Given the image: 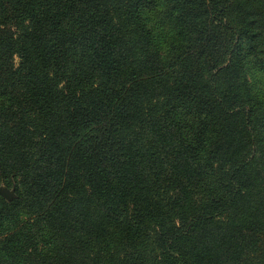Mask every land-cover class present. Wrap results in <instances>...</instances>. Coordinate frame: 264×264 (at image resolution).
Instances as JSON below:
<instances>
[{
  "label": "trees",
  "instance_id": "trees-1",
  "mask_svg": "<svg viewBox=\"0 0 264 264\" xmlns=\"http://www.w3.org/2000/svg\"><path fill=\"white\" fill-rule=\"evenodd\" d=\"M0 187V264H264V0H0Z\"/></svg>",
  "mask_w": 264,
  "mask_h": 264
},
{
  "label": "water",
  "instance_id": "water-1",
  "mask_svg": "<svg viewBox=\"0 0 264 264\" xmlns=\"http://www.w3.org/2000/svg\"><path fill=\"white\" fill-rule=\"evenodd\" d=\"M0 194L9 199L12 196L13 191H8L5 187H0Z\"/></svg>",
  "mask_w": 264,
  "mask_h": 264
},
{
  "label": "rangeland",
  "instance_id": "rangeland-1",
  "mask_svg": "<svg viewBox=\"0 0 264 264\" xmlns=\"http://www.w3.org/2000/svg\"><path fill=\"white\" fill-rule=\"evenodd\" d=\"M16 60V59H15ZM7 189V188H6ZM8 191H11V190H8Z\"/></svg>",
  "mask_w": 264,
  "mask_h": 264
}]
</instances>
